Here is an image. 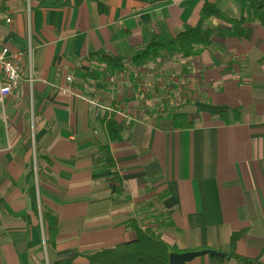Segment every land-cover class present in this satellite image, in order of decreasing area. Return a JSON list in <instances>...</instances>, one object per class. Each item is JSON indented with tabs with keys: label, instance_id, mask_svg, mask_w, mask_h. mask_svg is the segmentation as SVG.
<instances>
[{
	"label": "crops",
	"instance_id": "1",
	"mask_svg": "<svg viewBox=\"0 0 264 264\" xmlns=\"http://www.w3.org/2000/svg\"><path fill=\"white\" fill-rule=\"evenodd\" d=\"M193 29L209 44L180 57L176 79L167 62L131 63ZM3 47L23 59L17 96L0 107V264H92L137 227L180 252L225 254L242 233L235 253L264 264V26L248 4L0 0ZM90 55L123 58L124 71L82 80L97 68ZM176 114L192 127L176 129ZM111 118L122 128L113 142Z\"/></svg>",
	"mask_w": 264,
	"mask_h": 264
},
{
	"label": "trees",
	"instance_id": "2",
	"mask_svg": "<svg viewBox=\"0 0 264 264\" xmlns=\"http://www.w3.org/2000/svg\"><path fill=\"white\" fill-rule=\"evenodd\" d=\"M244 4H248L253 12L254 17L264 26V2L261 0H242ZM209 39L204 34L200 33L198 29H193L189 32L179 34L171 43L162 45L158 43H150L144 50L137 53L132 59L131 63L137 67L143 66L150 61H156L163 57L162 53L166 52L168 56L179 55L181 58H188L195 55L199 46H207ZM97 63V68L89 72L79 71V77L84 80L86 78L91 80L105 79L107 75H113L124 71V59L119 57L96 56L90 55ZM94 56V57H93ZM173 126L176 129H189L192 123L188 120L185 114H176L172 117ZM107 131L109 141H117L120 139L122 128L111 118L107 122ZM105 156L108 155V147L103 148ZM105 163L111 164L110 158H104ZM96 165L102 162V157H98ZM116 183H120L116 180ZM112 190L117 192V187L112 186ZM44 218L49 223V237L51 240L55 239L56 231L53 227L56 226V221L50 217L49 213H44ZM136 239L119 244L114 248L103 249L93 256L88 257L92 264H168V256L170 253H181L175 248L169 247L159 236L155 235L150 230H142L137 227L134 228ZM242 233L232 234L230 240V251L225 253L224 259H235L242 264H260V258L251 260L241 257L235 253L236 242L241 237ZM204 250V249H199Z\"/></svg>",
	"mask_w": 264,
	"mask_h": 264
},
{
	"label": "built area",
	"instance_id": "3",
	"mask_svg": "<svg viewBox=\"0 0 264 264\" xmlns=\"http://www.w3.org/2000/svg\"><path fill=\"white\" fill-rule=\"evenodd\" d=\"M22 59L23 54L21 52L11 53L6 47L0 49V107L2 109H4L5 103L9 98L17 96L22 73ZM67 82L71 83L72 79L67 78ZM136 86L139 93L150 94L153 84L147 81H138ZM61 92L63 94L71 93L69 88L61 89ZM87 102L96 109L104 108L96 97L87 99ZM2 118L5 121V116Z\"/></svg>",
	"mask_w": 264,
	"mask_h": 264
},
{
	"label": "water",
	"instance_id": "4",
	"mask_svg": "<svg viewBox=\"0 0 264 264\" xmlns=\"http://www.w3.org/2000/svg\"><path fill=\"white\" fill-rule=\"evenodd\" d=\"M208 256L210 258L223 259L225 254L222 252L204 249L199 251H187L181 253H170L168 256V264H185L198 257Z\"/></svg>",
	"mask_w": 264,
	"mask_h": 264
},
{
	"label": "rangeland",
	"instance_id": "5",
	"mask_svg": "<svg viewBox=\"0 0 264 264\" xmlns=\"http://www.w3.org/2000/svg\"><path fill=\"white\" fill-rule=\"evenodd\" d=\"M168 56V55H167ZM169 57V59H164L165 57H161V58H159L158 60H156L157 61V63H155V64H162V63H165V62H167L166 64H165V66H164V69H166V71H167V75L169 76V78H172L171 76L173 75L174 76V78L173 79H176V76H175V74H170L171 73V71L173 70L172 69V67L174 66V67H176V69H177V63H178V61H179V59H180V56L179 55H172V56H168ZM156 61H150V62H156ZM128 63V62H127ZM149 64H154V63H149ZM148 64V65H149ZM149 67H152V65H150ZM155 68H156V66H155ZM154 68V69H155ZM157 68H158V66H157ZM176 71V70H175ZM155 75H156V73H155ZM167 76V77H168ZM91 80V79H90ZM102 106V105H101Z\"/></svg>",
	"mask_w": 264,
	"mask_h": 264
}]
</instances>
